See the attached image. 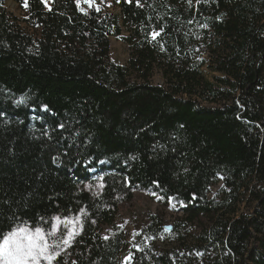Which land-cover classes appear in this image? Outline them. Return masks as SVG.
Returning a JSON list of instances; mask_svg holds the SVG:
<instances>
[{
	"label": "trees",
	"instance_id": "trees-1",
	"mask_svg": "<svg viewBox=\"0 0 264 264\" xmlns=\"http://www.w3.org/2000/svg\"><path fill=\"white\" fill-rule=\"evenodd\" d=\"M3 1L0 182L25 193L34 171L59 177L55 201L20 210L37 225L38 213L82 216L57 264H122L128 248L129 264H264V0H114L118 16L84 12L75 0H51L49 10L42 0H10L25 9L28 31ZM123 33L130 51L120 66L110 60V38ZM61 121L64 130L43 135ZM57 153L60 168L51 163ZM98 175L104 186L93 195L85 184ZM51 190L45 185L40 197ZM137 191L182 206L162 250L146 242L164 234L157 218L132 245L115 223Z\"/></svg>",
	"mask_w": 264,
	"mask_h": 264
},
{
	"label": "snow or ice",
	"instance_id": "snow-or-ice-1",
	"mask_svg": "<svg viewBox=\"0 0 264 264\" xmlns=\"http://www.w3.org/2000/svg\"><path fill=\"white\" fill-rule=\"evenodd\" d=\"M47 7V0H42ZM76 6L80 8V0H75ZM85 3L92 6L93 0H84ZM103 2V0H101ZM188 5L191 6L192 0H187ZM200 3V0H197V4ZM138 6L140 5V0H137ZM27 7V4H25ZM82 10V9H81ZM96 11H100V8L97 7ZM151 19V18H150ZM188 23H192L191 20ZM207 27V25H203ZM164 31L163 27L156 31L150 33L152 40H155ZM24 98L17 101V104L24 103ZM41 111L51 112L47 105L41 106ZM35 111V109L33 110ZM4 113H0V120L3 119ZM33 119H36L33 117ZM5 123H7L5 121ZM67 127V125L61 121L55 125L51 130L46 127L43 130V135L48 137L51 140V132L62 131ZM144 131V129H140ZM71 147V145H69ZM152 150H156V145H152ZM175 151V149H173ZM65 157L68 155L67 152L63 154ZM136 159L135 156L131 157ZM51 163L54 167H62V157L59 153L51 156ZM79 163V161H76ZM91 160H89V164ZM98 163L104 164L107 163L106 160H99ZM88 171L95 172V168H88L85 165ZM71 171V167L68 169ZM187 171V169H185ZM223 179V177H220ZM59 177L52 173L50 169L44 167L39 171H34L33 174H30L27 178L24 179L25 184H29V181L34 180V185L29 184L31 188L30 191L25 193H20L19 191L13 190L11 184L9 183L6 188L2 182H0V221L7 219L9 222V228L4 229L0 228V264H57L58 259L67 251L68 248L72 247V242L75 239L77 230L75 225L78 222V217H64L61 218L59 215L53 217L52 220H49L43 214H37V219L40 221V225H37L29 220L28 217L22 216L20 214L21 209H29L36 200L47 199L50 201H55L56 198L60 195L59 192L55 191L54 185ZM97 181H103L104 176L98 175L95 177ZM49 185L51 191L48 192L46 197H40V190L45 186ZM103 187L101 183L98 185ZM85 187L90 188L92 185L90 183L85 184ZM12 191V195L9 196L8 192ZM19 197V199H14V197ZM4 205H8L7 211L4 208ZM15 205V206H14ZM81 215L86 214L84 209H81ZM61 223H55V221H61ZM108 239V237H104ZM63 264H67V261H63ZM72 264H77L75 260L72 261Z\"/></svg>",
	"mask_w": 264,
	"mask_h": 264
},
{
	"label": "rangeland",
	"instance_id": "rangeland-1",
	"mask_svg": "<svg viewBox=\"0 0 264 264\" xmlns=\"http://www.w3.org/2000/svg\"><path fill=\"white\" fill-rule=\"evenodd\" d=\"M45 6V3H43ZM4 10L12 16V18L18 21V26L28 31V26L23 22L26 17V11L24 8L20 7L16 3L10 0L3 1ZM51 6V0H47L46 10H49ZM100 8V12L105 14H111L114 16H118L120 14V10L115 3L114 0H93V4L91 7L84 0H80V9L86 12L91 8ZM127 38V34L123 33L120 37H111L110 38V60L120 66H125L129 59V51L130 48L127 45L125 39ZM153 83L156 85H162L163 80L160 75H156ZM101 181H97L94 184H91L92 187L87 188L85 190L90 192L93 195H97L102 192L103 187H99ZM223 187L222 182L220 184L214 186L210 192L209 196L214 197L220 189ZM182 206L178 204L174 199L163 200V198L159 197L155 193L152 192H141L137 191L132 201L128 203H124L120 206L119 211L116 215L115 223L121 227L127 235V242L129 245L136 243L139 236H141L142 229L147 225L153 222L152 218H157L158 221H162L165 226L164 234H161L160 238H155L154 241L152 239L146 240L148 243H155L154 247L156 249H164L167 245L171 243L170 238L173 236L174 229L176 227V223L182 219ZM244 212H246L245 206L242 208ZM78 217V222L75 225L77 230L78 237L82 231V216ZM72 218V217H71ZM61 221H55V223H61ZM111 229L104 228L101 231L103 237H108ZM75 237V239H76ZM74 239V240H75ZM144 239V238H143ZM73 240V242H74ZM144 240H141V242ZM72 242V244H73ZM140 242V241H139ZM70 248L61 256L65 257L70 253ZM60 257V258H61ZM131 262V248H128L122 256V264H129Z\"/></svg>",
	"mask_w": 264,
	"mask_h": 264
}]
</instances>
